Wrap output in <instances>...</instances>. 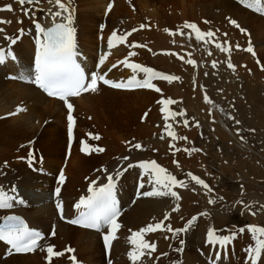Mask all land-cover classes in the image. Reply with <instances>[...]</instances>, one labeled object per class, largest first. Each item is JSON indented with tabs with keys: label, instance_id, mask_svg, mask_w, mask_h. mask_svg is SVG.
Returning a JSON list of instances; mask_svg holds the SVG:
<instances>
[{
	"label": "bare ground",
	"instance_id": "bare-ground-1",
	"mask_svg": "<svg viewBox=\"0 0 264 264\" xmlns=\"http://www.w3.org/2000/svg\"><path fill=\"white\" fill-rule=\"evenodd\" d=\"M64 3L68 4L69 0H64ZM109 4L112 5L110 10ZM7 5H11L13 10H0V19L11 23L0 24V29L4 30L0 33V50L5 54L11 50L16 59L6 57V62L0 64V187L10 195L13 193L11 189L15 187L16 192L23 196L22 200L28 199V208L24 206L26 203H13L12 208L22 213L27 225L41 231L44 237L35 251L18 254L0 241V264H41L47 257V246L53 243L62 249L54 250L63 253L58 259H52L53 264H72L68 259L69 253L65 252L67 239L75 249L73 264H106V259L108 264H132L128 258V252L133 248L128 239L131 235L129 228L140 229L154 220L156 223L166 213L169 214L168 220L175 225H180V221L186 223L194 216L198 217L187 231L182 232L186 246L182 251H177L179 245L175 246L176 253L173 251L171 259L173 264H250L246 249L254 246V242L247 230L238 233L239 228H235L237 237L243 236V239L238 240L233 251H230L231 246L228 245L220 247L207 243V231L211 228L209 224L225 226L228 214H224L215 204L204 209L203 213L207 215H199L202 212H196L195 202L190 200L194 195L190 189L191 184L195 183L190 177L186 179L188 188H185V194L178 193L182 187L173 189L181 197L180 200L170 195H139L159 187L149 183L148 173L136 165L143 162L144 158L159 159L157 164L167 170V167L177 165L186 173L189 169L188 173H192L196 168H203L202 165L196 167L203 164L199 151H192L198 149L195 138L197 126L187 121L186 114H179L182 106L177 100L183 103L186 99L187 103L199 107L203 101L199 87L193 90L189 85L187 89L185 85L178 86L174 80L169 82L154 78L151 80L154 88L130 91L108 88L100 83L97 91L86 92L75 99V125L71 140H67L68 121L62 103L46 98L26 83L30 67L33 66V46L36 40L31 23L37 20L46 27L62 22L67 13L61 17L52 16L48 10H58L54 0L53 3L41 0L39 4L25 3L23 6L17 0H0V9H5ZM254 8L245 6L242 0H70L79 56L81 54L91 70L101 72L111 68L108 77L123 82L129 76L143 79L145 75L117 63L125 58L129 64L151 68L160 74L167 72L176 76L178 71L181 72L187 61L183 66V61L174 58L175 51H181L177 49L179 47L190 48V43L197 40L192 29L183 27L185 22L195 24L201 31L208 29L209 22L216 25L222 23L225 17L235 21L236 25L244 29L243 34L249 35L238 38L251 41L255 53L253 56L258 55V59L264 63V17L259 13L261 10ZM24 9L28 10L27 15ZM142 24L144 28L140 27ZM134 28L137 31L132 32ZM113 31L120 35L128 32L132 34L125 43L115 42L116 46L109 50L107 40ZM5 36L17 38L16 43L10 44ZM133 44L143 47H131ZM173 45H177L175 50L172 49ZM109 51L105 63L97 68L100 56ZM183 51L187 56L188 50ZM129 52L136 54L129 56ZM113 64H117V67L112 68ZM165 68L171 72L165 71ZM10 75H15V78H9ZM156 88L160 91H156ZM169 99L174 103H163ZM173 110L174 114L171 113ZM169 131L175 134V139L168 135ZM97 135L99 140L91 138ZM81 141L103 148L104 151L87 152L91 154L86 155V152L81 151ZM164 141H169L168 145ZM136 143L141 144L142 148H133L132 145ZM128 164L133 167L128 168ZM118 170L122 173L115 180L120 202L118 220L122 219L123 224L105 256L106 247L102 235L107 229L103 233L95 232L71 226L64 219L73 217L74 204L85 192L86 196L89 195L88 188L93 180L100 177L98 184H103L107 182L108 175L115 177ZM61 171L65 179L63 183H58ZM141 183L144 185L142 188ZM57 187L60 188L58 196L55 192ZM58 202L62 204L64 219H61L57 209ZM177 205L179 209L173 211ZM209 209L211 212L207 219ZM6 211L0 210V217ZM216 218L219 220L216 221ZM258 221L249 219V225H257ZM185 226L180 225L183 228ZM53 231L55 235L51 234ZM160 232L145 236L149 243L156 244V251L142 257L137 264H150L159 259L156 256L165 249L163 234ZM217 254L219 259H216ZM165 260L160 257L158 264Z\"/></svg>",
	"mask_w": 264,
	"mask_h": 264
},
{
	"label": "snow or ice",
	"instance_id": "snow-or-ice-1",
	"mask_svg": "<svg viewBox=\"0 0 264 264\" xmlns=\"http://www.w3.org/2000/svg\"><path fill=\"white\" fill-rule=\"evenodd\" d=\"M17 2L23 6L27 4H39L41 0H17ZM247 7L255 6L254 10H264V0H251V3H248V0H242ZM49 3H53V0H49ZM54 4L57 7V11H52L49 9V13L54 17H61L63 13H67L66 16H63L62 22L53 23L51 26L45 27L42 26L37 20H33L35 26L36 34V52L34 58V70L29 72L28 79L34 83L37 87L45 91L49 96L56 97L62 100L67 107V121H68V133L69 139L71 140L73 127L75 125V117L73 116L74 107L73 104L69 102L70 97L80 96L82 93L86 92H95L98 89L100 83L108 85L112 88H128L133 87L139 88H154V85L151 83V80L156 77H160L164 80L171 82L178 77L162 75L155 72L151 68L142 67L138 64H129L127 58L123 61H118V64H124L127 67L132 68L134 71H140L144 73V78L138 80L135 75L129 78L126 82H117L110 79H107V72L101 74L99 71H92L90 74L87 73L85 67L82 66L81 62H78L79 53L76 51V43L74 39L75 28L73 25V16L72 11L70 10V0L68 4L64 3V0H54ZM109 10L112 5L109 4ZM12 11L11 5H7L5 9ZM25 15L28 14V10L24 9ZM11 23V21H6L0 19V24ZM232 24H236L235 21H230ZM103 28V26H101ZM141 28H144L145 25H141ZM184 28L192 29L195 32L196 39L202 40L205 36L211 37L214 35L211 31L207 33L201 32L195 24H190L185 22L183 25ZM4 30L0 29V33ZM20 31V30H18ZM137 31V29H132V32ZM168 31V29H165ZM132 32L125 34H118L113 31L107 40V47L109 50L116 46L115 42L125 43L127 37L131 36ZM171 34V33H170ZM8 39L11 44H15L17 38L13 37H4ZM131 47H143V45H131ZM217 47H220L218 44ZM239 47V45H237ZM223 51H228V49H222ZM245 51L253 53V49L249 46ZM136 53L129 52V56H134ZM110 55V51L100 56L97 68L105 63L107 56ZM6 57L13 60L16 59L12 51L9 50L5 54L3 50H0V64L6 62ZM187 63H194V61L189 60ZM231 61H229V67H232ZM117 67V64H113L112 68ZM111 71V68L108 70ZM21 78H24L23 76ZM156 91L160 89L156 88ZM164 104H172L174 101L165 100ZM163 112L164 109L162 108ZM147 115V113L145 114ZM183 115V113H180ZM167 120V116H165ZM239 123V121H237ZM167 128H170V125H165ZM169 136H172L175 139V134L171 131L168 132ZM92 139L99 140L100 137L94 136ZM180 139H186V137H180ZM133 148L139 150L142 148V145L136 143L132 145ZM81 151L82 152H103V148L94 147L89 145L85 141H81ZM192 151H199V149H193ZM31 157V154H30ZM127 160L128 157H123ZM31 162V161H30ZM176 163V161H173ZM179 166V165H177ZM128 168L133 167L132 164L127 165ZM138 167L144 169L145 173H148L147 179L149 183L157 185L159 187H153L152 191H145L139 193L143 196H172L176 200H180L181 197L173 189L176 187H185L188 185L182 181L178 180L176 176L167 172V169L161 167L157 164L156 161L141 162ZM122 173L118 170L116 176L108 175L107 183L101 184L99 187H93L95 181L92 182V185L89 186L88 192L89 195L86 197H81L80 200L74 205L76 209L83 208L84 210L79 212L77 218L69 220V223L82 226L84 228L95 229L101 231L102 229H107L103 234V240L105 243L106 249H110L112 241L117 239V232L121 228V224L118 222V217L120 216V211L118 208V203L115 195L116 184L115 180ZM192 181L197 185H201L203 188L207 189L208 192H211L212 189L204 182V180L199 177L192 175L191 173L187 174ZM65 177L63 171H61L58 183H63ZM144 185L141 183L140 187ZM162 189V190H161ZM13 193L17 191L15 187L11 189ZM56 195L60 194V188L57 187ZM222 200L223 197H220ZM13 202L23 204L24 200L17 199L15 196L10 195L9 192L5 191L3 187H0V209H10L14 206ZM209 203H215L214 200H209ZM242 203V202H238ZM57 209L61 213V219H64L63 216V207L61 203H57ZM247 207V206H246ZM179 206L177 205L173 211H177ZM255 215V213H252ZM200 215H207V213H201ZM169 219V214H165L162 220L156 223H149L144 227L140 228L137 231L131 232L129 239L130 244L133 246L132 250L128 252V258L132 261V264H137L142 257L145 255H151L152 252L156 251V244L149 243L145 236L148 233L156 231H168L172 232L173 235H178L180 232L187 231L189 227L198 219L194 216L186 222V226L183 229H173L171 225H165L164 221ZM247 230L248 233H251L254 246H250L246 249V254L250 260V264H261L262 258H264V227L257 225H245L238 229V233H244ZM131 231V230H130ZM237 232H233L231 235H217L216 230L209 228L206 235V240L209 245H218L224 247L232 242L236 238ZM52 235H55V232H52ZM167 238V237H166ZM43 239L41 233L35 229L30 228L23 219L18 216L8 215L3 217V223H0V241L5 242L11 247L15 252H33L39 246V242ZM183 244V241H181ZM55 246L49 245L46 248L48 264H51L53 257L62 256L63 253L54 250ZM67 251H72L67 249ZM177 251H182V249H177ZM166 255V254H162ZM219 254H217L216 259H219ZM74 260V258H72Z\"/></svg>",
	"mask_w": 264,
	"mask_h": 264
},
{
	"label": "rangeland",
	"instance_id": "rangeland-1",
	"mask_svg": "<svg viewBox=\"0 0 264 264\" xmlns=\"http://www.w3.org/2000/svg\"><path fill=\"white\" fill-rule=\"evenodd\" d=\"M259 13L261 15V11ZM221 22L220 25L209 22L208 29H201V32L211 31L214 35L205 36L202 40L190 43V48L172 46L174 50L175 48L181 50L175 51L174 58L183 61V66L186 61H194L192 64L187 63L184 68L182 66V71H178L175 76L178 79L174 81L178 86L185 85L187 89L190 86L193 90L199 87L198 90L201 91L204 101L200 108L196 104L193 106L187 103L186 99L183 103L177 99L182 103L178 104L182 106V111H185L187 121L197 126L196 146L199 149V157L201 160L203 158V164L196 166L202 165L203 168H196L193 172L192 169L191 174L204 180L214 193L217 190L216 196L219 202L223 201L224 209L234 208V211L238 212L235 217L228 213L224 225L232 219L242 223L240 226L244 227L249 225V219H253L259 220L257 225L264 227V63L258 59V55L253 56L251 52L245 51L251 41L238 37L242 35L248 37V34L241 32L239 34L236 24H230L226 17ZM218 44L220 47H217ZM222 49H228V51ZM182 50H188L187 56ZM178 56L181 58L179 59ZM229 61L232 67H229ZM165 71L171 72L167 68ZM184 87L183 89H186ZM171 113L174 114L175 111ZM67 140H70L69 137ZM167 142L169 143L164 141L166 145H168ZM167 168L175 169L178 177L184 178L183 181L187 184L186 179L189 178L187 174L190 169L186 173V170L180 169L179 166ZM34 169L33 167V172ZM200 186L196 183L191 184L190 189L194 195L190 197V200L195 202L196 212L203 213L205 208L215 204L209 203L210 199L213 200L211 194L202 186L200 189ZM178 193L185 194V187L180 188ZM12 195L17 199L23 198L18 192ZM220 197L223 199L221 200ZM23 200L26 203L25 208H28L30 202L28 199ZM240 209H243V214ZM217 220L219 219L216 218ZM237 236L228 244L231 246L230 251H233L239 239H243V236ZM68 241L69 239L66 240L67 244H72ZM51 245L55 246L54 249L62 250L54 243ZM173 251L176 253V248ZM104 255L107 256L108 253ZM156 257L159 258L160 255ZM68 259L73 264L72 257L68 256ZM106 260L108 264V259ZM41 264H48V260H42ZM262 264H264L263 261Z\"/></svg>",
	"mask_w": 264,
	"mask_h": 264
}]
</instances>
